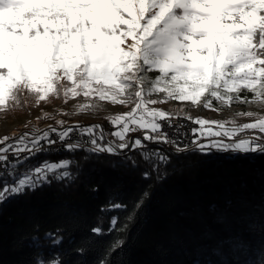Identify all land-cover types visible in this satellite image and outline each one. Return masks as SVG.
Returning <instances> with one entry per match:
<instances>
[{"label":"snow or ice","instance_id":"obj_1","mask_svg":"<svg viewBox=\"0 0 264 264\" xmlns=\"http://www.w3.org/2000/svg\"><path fill=\"white\" fill-rule=\"evenodd\" d=\"M22 90L38 101L63 90L64 97H95L113 105L131 100L134 106L111 119L118 130L110 135L119 142L106 141L98 125L62 123L0 139V202L50 183L49 176L72 178L65 170L72 163L68 159H45L20 171L40 153L59 152L57 144L90 155H120L144 148V141L174 145L177 153L188 151L189 144L181 147L188 133L154 107L163 101L152 97L211 108L213 98L229 104L248 90L264 103V0H0V108L16 101ZM194 124L200 127L191 129V147L201 153L264 154V137L225 139L245 129L264 134V117L231 130L200 118ZM165 126L175 129L171 136ZM213 126L220 130L214 132ZM138 130H144L142 139H126ZM74 132L78 138L66 143ZM152 157L168 162L159 149L145 154L146 160ZM129 160L136 164L126 155L121 164L127 166ZM248 228L258 233L256 240L239 235L221 239L197 248L192 264H249L257 250L264 254V224L250 222ZM159 251L168 254L167 249Z\"/></svg>","mask_w":264,"mask_h":264},{"label":"trees","instance_id":"obj_2","mask_svg":"<svg viewBox=\"0 0 264 264\" xmlns=\"http://www.w3.org/2000/svg\"><path fill=\"white\" fill-rule=\"evenodd\" d=\"M240 96L253 94L244 90ZM116 129L104 122L106 141L119 142L110 135ZM244 132L264 137L258 130L235 136ZM144 144L120 155L63 148L21 165L23 171L45 159H68L72 163L65 170L72 178L49 176L50 183L0 202V264H192L197 248L233 235L250 242L258 238L248 225L264 224V154L201 153L192 147L177 153ZM157 149L168 156L167 163L145 159ZM125 155L136 164L129 160L123 166ZM262 259L257 250L248 262L261 264Z\"/></svg>","mask_w":264,"mask_h":264},{"label":"rangeland","instance_id":"obj_3","mask_svg":"<svg viewBox=\"0 0 264 264\" xmlns=\"http://www.w3.org/2000/svg\"><path fill=\"white\" fill-rule=\"evenodd\" d=\"M152 98L161 99L163 102L154 105V107L166 111L170 116H184L192 118L193 121L197 118L216 121L232 128L239 127L244 123H253L256 119L264 117V103L260 99L251 98L248 99V103H243V99H240V101H233L229 104H221L213 98L212 107L205 108L202 104L193 105L190 101L164 100L159 94ZM85 105L87 107H84ZM133 106L131 100L123 105H113L110 101H99L95 97L85 98L82 95L64 97L63 90L58 95L49 94L45 100L38 101L35 94L22 90L18 93L16 101L9 100L5 107L0 108V139L5 136L18 137L25 132H34L50 127L59 128L61 123L64 126L95 124L103 130L104 122L111 123L112 117L130 111ZM247 112H251L253 115H245ZM246 130L257 131L251 129L244 131ZM142 131L138 130L134 133L133 139L130 137L127 140L141 138L138 134L141 135ZM249 136L256 135L252 132H244L228 139L238 140L250 138ZM53 138H55L54 135ZM77 138V133L74 132L72 139L76 140Z\"/></svg>","mask_w":264,"mask_h":264},{"label":"built area","instance_id":"obj_4","mask_svg":"<svg viewBox=\"0 0 264 264\" xmlns=\"http://www.w3.org/2000/svg\"><path fill=\"white\" fill-rule=\"evenodd\" d=\"M171 117H172V119H171L172 124L181 125V128H180L181 133H185V132L188 133L187 137L184 138L183 143L181 144V147H183V144H189L191 146V141L193 138V135L191 133V129L194 127L193 123L190 122L189 120H187L186 118L182 117V116H171ZM164 130L168 133L169 136H171L173 131H175L174 128H168L167 126H165ZM74 140L75 139L66 141V143L73 142ZM160 145H161V147H163L165 149L175 151L174 145L163 144V143H161ZM57 147H59L60 149L64 148L63 145H60V144H57Z\"/></svg>","mask_w":264,"mask_h":264},{"label":"water","instance_id":"obj_5","mask_svg":"<svg viewBox=\"0 0 264 264\" xmlns=\"http://www.w3.org/2000/svg\"><path fill=\"white\" fill-rule=\"evenodd\" d=\"M182 117H184V116H182ZM184 118H186L187 120H189L190 122H192L193 123V125H194V127H196L197 128V126L198 125H196V124H194V121L192 120V119H189V118H187V117H184ZM250 137V136H249ZM194 138V137H193ZM192 138V139H193ZM203 140H206V138H202V140L201 141H203ZM189 148H191V146L189 147ZM171 151V150H170Z\"/></svg>","mask_w":264,"mask_h":264}]
</instances>
